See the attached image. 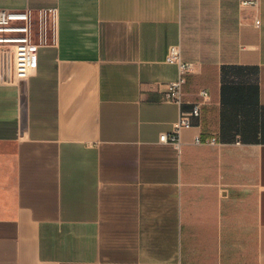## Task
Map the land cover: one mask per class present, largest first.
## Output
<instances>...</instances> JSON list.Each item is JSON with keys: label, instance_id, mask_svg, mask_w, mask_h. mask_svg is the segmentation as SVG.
<instances>
[{"label": "crops", "instance_id": "0c3cea01", "mask_svg": "<svg viewBox=\"0 0 264 264\" xmlns=\"http://www.w3.org/2000/svg\"><path fill=\"white\" fill-rule=\"evenodd\" d=\"M0 7L38 45L0 82V264H264V0Z\"/></svg>", "mask_w": 264, "mask_h": 264}, {"label": "built area", "instance_id": "2783aa9c", "mask_svg": "<svg viewBox=\"0 0 264 264\" xmlns=\"http://www.w3.org/2000/svg\"><path fill=\"white\" fill-rule=\"evenodd\" d=\"M242 4H252L243 1ZM42 15L45 16L44 11ZM33 13L30 8L9 9L0 7V82L5 84L26 80L37 67L38 45L32 41ZM168 60L178 63L181 73L191 68V63L181 60L177 46H171ZM183 77L166 84V96L169 100L181 103V85ZM204 96L206 93L201 92ZM199 114V105H193L191 111L182 112L170 135L162 133L160 141L178 144L177 133L190 125V117ZM198 141V140H197ZM209 142H213V139Z\"/></svg>", "mask_w": 264, "mask_h": 264}]
</instances>
